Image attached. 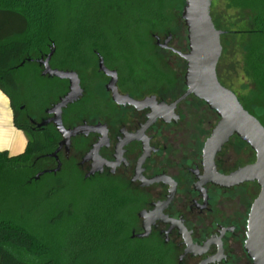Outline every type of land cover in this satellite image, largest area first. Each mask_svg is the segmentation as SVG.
Returning <instances> with one entry per match:
<instances>
[{
  "label": "trees",
  "instance_id": "obj_1",
  "mask_svg": "<svg viewBox=\"0 0 264 264\" xmlns=\"http://www.w3.org/2000/svg\"><path fill=\"white\" fill-rule=\"evenodd\" d=\"M178 2V3H176ZM184 0H0V89L9 98L16 127L28 134L24 152L0 150V192L22 180L37 183L34 157L53 151L59 135L50 125L34 130L23 119L18 72L28 58L56 51L51 65L63 70H88L103 56L106 66L125 74L133 84L163 82L164 72L146 56L151 32L169 22V10ZM255 13V27L244 33L243 68L264 97V0H229ZM121 64L125 65L124 70ZM246 107V106H245ZM96 103L81 100L73 116L93 115ZM264 121V120H263ZM41 162H51L43 158ZM35 174V176H34ZM63 188L50 187L44 199ZM83 204L70 202L50 213V228L62 225L52 241L5 207L0 199V264H170L153 244L131 237L127 198L110 184H99Z\"/></svg>",
  "mask_w": 264,
  "mask_h": 264
},
{
  "label": "flooded vegetation",
  "instance_id": "obj_2",
  "mask_svg": "<svg viewBox=\"0 0 264 264\" xmlns=\"http://www.w3.org/2000/svg\"><path fill=\"white\" fill-rule=\"evenodd\" d=\"M171 48L169 44L165 49ZM114 70L118 72L117 87L121 96L138 101L150 96L155 98L142 106L118 103L106 85L112 105L110 115L96 116L95 123H89L87 118L83 120L82 123L98 124V130L72 138L69 150L65 146L60 150L61 168L57 172L53 171L58 166L57 157L50 155L58 148L62 136L53 122L44 124L54 116L48 112L54 104L46 110L47 116L40 123L29 119L34 130L43 131L52 125L59 135L57 147L49 154L37 155L33 161L39 167L36 175L45 172L36 180L45 175L57 176L64 167L63 159L72 164L73 158L79 156L77 166L85 180H96V185H113L126 196L132 219L131 237L156 246L170 264H254L245 244L249 215L258 197L251 201L250 190L257 182L232 186L215 182V173L228 176L254 163L253 149L234 134L215 155L213 167L210 166L204 149L219 122L217 113L191 94L168 116H155L162 110L160 104L170 105L185 93V83L184 90L175 98L162 92L147 95L142 91L145 83L125 81L119 69ZM104 75L110 81L111 76ZM85 92L84 89L79 101ZM191 100L203 102L211 114L197 120L193 108L187 105ZM72 105L63 110V121ZM99 107L95 111L102 112ZM246 147L251 148L253 159L239 165V157ZM150 148L151 154L144 157ZM43 158L52 161L55 167L41 162ZM146 229L148 235L141 237Z\"/></svg>",
  "mask_w": 264,
  "mask_h": 264
},
{
  "label": "rangeland",
  "instance_id": "obj_3",
  "mask_svg": "<svg viewBox=\"0 0 264 264\" xmlns=\"http://www.w3.org/2000/svg\"><path fill=\"white\" fill-rule=\"evenodd\" d=\"M184 3L185 0L172 6L169 10L170 20L168 24L149 35L150 44L146 49V56L156 65L157 69L165 73L166 80L162 83H146L142 87V91L147 95L162 92L169 98H175L185 88L184 76L187 68L185 60L177 53L162 47L165 40L172 36L169 44L174 49L183 52L188 50L187 27L182 18ZM211 14L217 29L223 31L221 36L223 51L217 67L219 80L231 89L243 102L247 110L264 125V97L243 68L242 43L246 37L244 33L255 27V13L251 9L233 7L229 0H213ZM156 37H159L160 40L158 41ZM37 60L29 61L28 58L20 66L17 65V68L24 66L18 72L20 92L17 99L20 100V107L24 114L23 119H32L40 123L47 116L46 110L57 103L60 96L68 92L69 81L44 76L42 74L43 66ZM121 67L124 70L125 65L121 64ZM72 70L78 72L82 87L86 91L83 99L87 100V98L92 97L93 102L96 103V106L101 107L102 112L95 111L90 116L89 114L92 111H86L85 116L79 115L76 117L73 116V110L72 112L69 111L70 106L64 115L65 125L71 128L81 124L85 118L89 123H95L96 116H109L112 105L105 88L109 79L104 73L100 72L98 62L88 70ZM120 74L123 78H126L121 71ZM1 97L6 103V109L10 110V98L2 89H0ZM187 105L193 108L192 113L197 120L211 114L203 102L191 100ZM3 109H5L4 105L0 104V111H3ZM75 156L78 155L75 154ZM35 158L31 161H34ZM239 158V165L252 160L253 152L251 148L246 147ZM63 160L64 167L57 176L45 175L43 178L38 179L36 184L30 186H27L22 180L18 184L5 187L0 192L3 206L15 208V214L23 216L27 223L38 232L48 235L51 241L55 232L57 240L61 238L62 225L58 226L59 228H56V231H54V228H50L46 224L50 213L67 206L70 202L78 204L77 208H79L84 202L83 199H86L92 192L91 190L97 187L96 180L84 179V173L77 166L79 156L73 158L72 164L66 162L65 159ZM52 164V161L48 162L47 166L55 167ZM61 185H63V188L52 199H44L46 191L50 187ZM259 192L260 187L255 183L251 186L250 200L256 198Z\"/></svg>",
  "mask_w": 264,
  "mask_h": 264
},
{
  "label": "water",
  "instance_id": "obj_4",
  "mask_svg": "<svg viewBox=\"0 0 264 264\" xmlns=\"http://www.w3.org/2000/svg\"><path fill=\"white\" fill-rule=\"evenodd\" d=\"M212 3L213 0H185L182 18L187 27L188 50L183 52L173 47L171 50L186 62L187 68L184 76L186 91L170 105L166 103L160 104L159 106L162 110L157 111L155 116H168L181 100L193 94L203 100L220 118L211 137L205 144L206 160L213 163L217 152L234 134H237L253 149L256 154L254 163L244 166L228 176H219L215 173V182L232 186L254 181L260 186V193L252 205L248 219L245 250L254 264H264V125L257 117L245 109L237 95L219 80L217 67L223 51L221 42L223 31L217 29L213 21L211 14ZM156 38L158 41L160 40L159 37ZM171 40L172 36H169L162 47L168 48ZM54 53L55 47L51 49L46 58L42 57L37 62L43 66L42 74L44 76L57 77L69 81L68 92L48 110L54 116L44 122V124L53 122L62 136L58 148L50 155L57 157L58 166L53 170L57 172L61 168V161L58 157L60 150L64 146L66 150H69L72 138L97 131L98 124L94 125L84 122L71 128L66 127L64 124L63 110L82 98L84 88L77 71L63 70L51 66V59ZM98 56L99 70L111 76L107 89L112 92L115 101L142 106L155 98L150 96L146 97L145 100L138 101L128 96H121L117 87V70L108 68L103 56L100 54ZM29 61L35 60L29 58ZM151 151V148L147 149L144 157L149 156ZM212 163L210 166H212ZM43 174L45 172H40L35 178L37 179ZM147 235L148 231L146 229L140 236L145 237Z\"/></svg>",
  "mask_w": 264,
  "mask_h": 264
},
{
  "label": "crops",
  "instance_id": "obj_5",
  "mask_svg": "<svg viewBox=\"0 0 264 264\" xmlns=\"http://www.w3.org/2000/svg\"><path fill=\"white\" fill-rule=\"evenodd\" d=\"M0 104L5 107L3 111H0V150H8L10 154L17 155L25 151L28 144V134L16 127L11 103L10 110L6 109V103L2 97Z\"/></svg>",
  "mask_w": 264,
  "mask_h": 264
}]
</instances>
